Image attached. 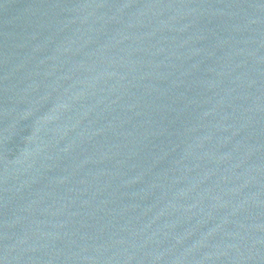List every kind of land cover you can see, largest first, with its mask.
Returning <instances> with one entry per match:
<instances>
[{
	"label": "water",
	"instance_id": "95a60500",
	"mask_svg": "<svg viewBox=\"0 0 264 264\" xmlns=\"http://www.w3.org/2000/svg\"><path fill=\"white\" fill-rule=\"evenodd\" d=\"M0 264H264V0H0Z\"/></svg>",
	"mask_w": 264,
	"mask_h": 264
}]
</instances>
